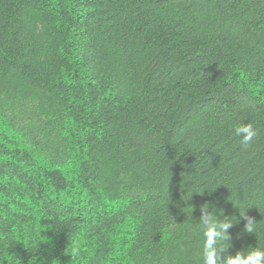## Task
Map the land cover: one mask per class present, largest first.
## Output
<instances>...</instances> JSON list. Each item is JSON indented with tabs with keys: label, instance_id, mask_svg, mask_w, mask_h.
<instances>
[{
	"label": "trees",
	"instance_id": "1",
	"mask_svg": "<svg viewBox=\"0 0 264 264\" xmlns=\"http://www.w3.org/2000/svg\"><path fill=\"white\" fill-rule=\"evenodd\" d=\"M203 208L264 249V0H0V264H204Z\"/></svg>",
	"mask_w": 264,
	"mask_h": 264
},
{
	"label": "clouds",
	"instance_id": "2",
	"mask_svg": "<svg viewBox=\"0 0 264 264\" xmlns=\"http://www.w3.org/2000/svg\"><path fill=\"white\" fill-rule=\"evenodd\" d=\"M235 137L239 138V145L243 149L251 147L259 138V130L252 123H237L231 126ZM202 223L204 225V264H264V249L256 248L251 252L228 255L221 258L226 249L220 247L222 242L229 240L228 229L232 227L229 220L215 218L214 213L202 209ZM246 230L253 232V220L247 218ZM78 254V253H77Z\"/></svg>",
	"mask_w": 264,
	"mask_h": 264
}]
</instances>
